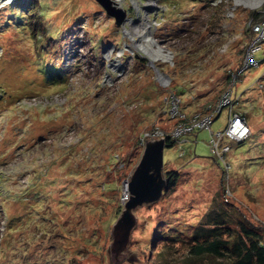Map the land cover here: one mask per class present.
Instances as JSON below:
<instances>
[{
	"label": "rangeland",
	"instance_id": "rangeland-1",
	"mask_svg": "<svg viewBox=\"0 0 264 264\" xmlns=\"http://www.w3.org/2000/svg\"><path fill=\"white\" fill-rule=\"evenodd\" d=\"M111 1L126 11L120 24L97 0H0V264H214L188 245L219 202L264 228V61L237 76L264 3ZM230 73L251 134L230 142L229 178L221 182L207 129L165 147L163 172H179L178 183L136 209L114 263L112 228L141 133L174 127L173 92L187 119L230 86Z\"/></svg>",
	"mask_w": 264,
	"mask_h": 264
},
{
	"label": "built area",
	"instance_id": "built-area-1",
	"mask_svg": "<svg viewBox=\"0 0 264 264\" xmlns=\"http://www.w3.org/2000/svg\"><path fill=\"white\" fill-rule=\"evenodd\" d=\"M254 7H259L264 0H246ZM252 2V3H251ZM256 13L257 12H252ZM252 36L246 45L243 65L241 70L249 67L258 66V60L255 53L263 49L264 43V14L259 15L255 22L251 23ZM167 82L165 76L161 75L160 79ZM236 93L231 86L225 88L224 92L218 96L213 102L207 103L206 107L194 111L187 119L185 118V111L181 110V98L176 92H173L168 100V117L175 122L171 129L162 128L160 125H155L144 130L139 142L144 145L146 140L150 138H172L178 141H183L185 134H190L192 131L198 129H207L210 133L209 146L212 155L221 163L223 174L228 179L230 176L231 164L227 159L228 153L231 151V141L240 142L250 135V127L247 123L246 117L241 113L235 111V103L237 102ZM228 110V122L225 128L219 130L212 129V123L216 117L220 115L222 110ZM182 154V153H181ZM123 202L128 198V181L124 183Z\"/></svg>",
	"mask_w": 264,
	"mask_h": 264
},
{
	"label": "trees",
	"instance_id": "trees-1",
	"mask_svg": "<svg viewBox=\"0 0 264 264\" xmlns=\"http://www.w3.org/2000/svg\"><path fill=\"white\" fill-rule=\"evenodd\" d=\"M253 15L256 17L257 14L253 13ZM257 60L259 67L264 59ZM242 65L243 63L238 66L237 76L247 70H241ZM46 70L49 69L45 68ZM230 79L226 82L231 86L235 80L234 73H230ZM198 131L196 129L190 134L196 137ZM166 140L169 147L179 142L172 138ZM186 140L185 138L183 141ZM183 155L184 152L181 156ZM167 175L170 181L165 192L170 193L176 187L180 174L171 169L167 171ZM220 178L221 182H224L223 175ZM225 203L228 204L229 201ZM218 204H220L218 208L214 206L203 216L198 228L193 232L188 245V255L202 260L213 257L214 264H264V228L257 227L256 223L241 215L243 213L240 211L237 217H232L230 210L225 207L229 205L220 202ZM230 222H233L234 226L229 225Z\"/></svg>",
	"mask_w": 264,
	"mask_h": 264
},
{
	"label": "water",
	"instance_id": "water-1",
	"mask_svg": "<svg viewBox=\"0 0 264 264\" xmlns=\"http://www.w3.org/2000/svg\"><path fill=\"white\" fill-rule=\"evenodd\" d=\"M106 12L120 24L126 17V11L113 5L111 0H97ZM169 144L164 138H150L145 142L142 156L128 180V198L119 218L113 225L111 251L114 263L121 260L131 241V235L137 226L136 209L143 204L158 200L168 188L170 177L163 172L164 149Z\"/></svg>",
	"mask_w": 264,
	"mask_h": 264
},
{
	"label": "clouds",
	"instance_id": "clouds-1",
	"mask_svg": "<svg viewBox=\"0 0 264 264\" xmlns=\"http://www.w3.org/2000/svg\"><path fill=\"white\" fill-rule=\"evenodd\" d=\"M251 33H252V30H251ZM252 36V35H251ZM251 38V37H250ZM250 40V39H249ZM249 42V41H248ZM248 44V43H247ZM261 59H264V57L263 58H261ZM160 75V74H159ZM160 77H161V75H160ZM160 79V78H159ZM161 80V79H160ZM235 111H237V112H239V113H241L242 115H244L245 117H246V120H247V123H248V119H247V116L243 113V112H240V111H238V109H236V107H235ZM220 116V115H219ZM219 116L218 117H216L215 118V120L217 119V118H219ZM227 122H228V116H227V121H226V124H225V126L224 127H222V128H219V129H223V128H225L226 127V125H227ZM249 125V124H248ZM162 127V126H161ZM249 127H250V125H249ZM162 128H164V127H162ZM165 129H169V128H165ZM213 129V128H212ZM219 129H213V130H219ZM204 130V129H203ZM250 130H251V127H250ZM200 131V130H199ZM250 134H251V132H250ZM193 135V134H192ZM250 136V135H249ZM196 137H197V135H196ZM195 137V138H196ZM185 139V138H184ZM210 139V138H209ZM247 139V138H246ZM188 140V139H187ZM187 140L186 141H179L178 143L179 144H181V143H185V142H187ZM245 140V139H244ZM244 140H242V141H244ZM147 141V140H146ZM242 141H240V142H238V143H241ZM166 142H167V140H166ZM168 143V142H167ZM208 144H209V140H208ZM144 146H145V144H144ZM209 148H210V146H209ZM231 150H232V148H231ZM211 152V151H210ZM230 153V152H229ZM228 153V154H229ZM211 155H212V153H211ZM213 156V155H212ZM227 157H228V155H227ZM213 159L214 160H216L217 161V163H218V166H219V169H220V171H221V174L222 175H224L223 174V171H222V165H221V163L213 156ZM228 159V158H227ZM229 161V160H228ZM230 162V161H229ZM231 164V163H230ZM231 169H232V164H231ZM230 172H231V170H230ZM168 176V175H167ZM164 192V191H163ZM126 201V200H125ZM125 201L123 202V203H125ZM124 205V204H123Z\"/></svg>",
	"mask_w": 264,
	"mask_h": 264
},
{
	"label": "crops",
	"instance_id": "crops-1",
	"mask_svg": "<svg viewBox=\"0 0 264 264\" xmlns=\"http://www.w3.org/2000/svg\"><path fill=\"white\" fill-rule=\"evenodd\" d=\"M195 139H196V138H195ZM191 141H192L191 139H188V140H187V143H188V142H191Z\"/></svg>",
	"mask_w": 264,
	"mask_h": 264
}]
</instances>
